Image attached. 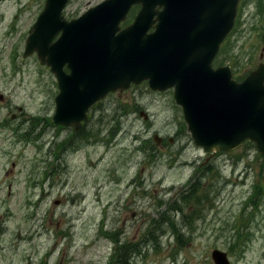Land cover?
Segmentation results:
<instances>
[{"label":"rangeland","instance_id":"1","mask_svg":"<svg viewBox=\"0 0 264 264\" xmlns=\"http://www.w3.org/2000/svg\"><path fill=\"white\" fill-rule=\"evenodd\" d=\"M103 1L70 0L63 15ZM45 3L0 0V264H116L121 252L126 264H216L215 250L230 264H264L256 144L211 157L173 90L148 83L94 105L79 135L54 124L57 79L37 54L24 57ZM240 3L219 65L244 81L264 62V0Z\"/></svg>","mask_w":264,"mask_h":264},{"label":"water","instance_id":"2","mask_svg":"<svg viewBox=\"0 0 264 264\" xmlns=\"http://www.w3.org/2000/svg\"><path fill=\"white\" fill-rule=\"evenodd\" d=\"M69 1L46 0L24 54H37L58 81L54 124L78 130L89 109L110 93L148 81L152 91L174 89L205 153L250 141L264 155V64L241 84L230 67L212 68L239 0H104L68 21L63 12ZM135 6V21L122 29ZM212 258L230 264L220 250Z\"/></svg>","mask_w":264,"mask_h":264},{"label":"trees","instance_id":"3","mask_svg":"<svg viewBox=\"0 0 264 264\" xmlns=\"http://www.w3.org/2000/svg\"><path fill=\"white\" fill-rule=\"evenodd\" d=\"M200 178H202V176L200 177ZM193 192H196V190H193V189H191L190 188V190H189V192H188V195L187 196H185L184 198H183V200H186L189 196H190V194L191 193H193ZM175 208V210H178L176 207H174ZM163 221V220H162ZM152 236V235H151ZM152 240H155V238L152 236ZM133 253V251L130 253V254H132ZM123 259H124V254H122V252L119 254V257H118V260H117V263L116 264H126L127 263V260H125V261H123Z\"/></svg>","mask_w":264,"mask_h":264},{"label":"flooded vegetation","instance_id":"4","mask_svg":"<svg viewBox=\"0 0 264 264\" xmlns=\"http://www.w3.org/2000/svg\"><path fill=\"white\" fill-rule=\"evenodd\" d=\"M68 128H72V129L75 131V134H78V135H79V134H81V130H82L83 127H82V124H81V126H80V128H79L78 130H76L73 126H70V127H68ZM14 129H18V130H20V129L17 128V127H15ZM75 139H76V138H73V137H72V144L75 143ZM4 140H5V139H4ZM82 147H83V146H82ZM82 147L77 148V151H79ZM214 155H215V154H212L211 157H213ZM92 164H93V163H92ZM92 164H91V165H92ZM189 190H190V189L187 190V193L189 192Z\"/></svg>","mask_w":264,"mask_h":264},{"label":"bare ground","instance_id":"5","mask_svg":"<svg viewBox=\"0 0 264 264\" xmlns=\"http://www.w3.org/2000/svg\"><path fill=\"white\" fill-rule=\"evenodd\" d=\"M166 91H168V90H166ZM196 161H193L192 163L194 164Z\"/></svg>","mask_w":264,"mask_h":264}]
</instances>
